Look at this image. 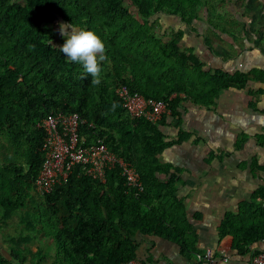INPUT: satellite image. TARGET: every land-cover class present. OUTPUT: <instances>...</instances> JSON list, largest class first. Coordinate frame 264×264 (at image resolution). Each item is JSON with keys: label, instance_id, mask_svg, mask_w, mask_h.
Here are the masks:
<instances>
[{"label": "trees", "instance_id": "16d2710c", "mask_svg": "<svg viewBox=\"0 0 264 264\" xmlns=\"http://www.w3.org/2000/svg\"><path fill=\"white\" fill-rule=\"evenodd\" d=\"M202 6H209L208 1L0 0V133L9 150L0 160V236L5 238L0 240V264H40L46 251L31 252L27 263L23 252L30 250L19 246L39 234L54 241L57 264H123L134 258L150 263L154 261L150 255H140L144 236L175 243L186 259L204 250L198 247L199 235L178 195L184 185L183 168L160 159L191 134L179 129L169 137L161 128L164 116L157 122L131 118L115 94V88L124 85L131 92L162 99L180 124L182 102L211 108L220 91L245 89L250 80L264 81L259 68L207 69L194 49L182 42L192 30L208 50L214 49L207 34L193 30V22L202 20ZM160 14L175 16L184 28L157 35L151 18ZM56 19L101 38L107 60L100 62V84H92L82 65L60 51L50 26ZM209 30L238 39V30L220 22L211 21ZM242 31L248 36L244 26ZM255 35L261 47L264 35ZM260 92L247 90L249 96ZM248 104L256 108L253 99ZM57 111L76 112L92 123L94 127L85 124L81 129L87 142L101 138L135 166L143 190L128 187L117 168L107 171L103 183L75 169L52 192L39 196L33 183L44 158V131L36 123ZM243 139L238 138L236 148ZM27 207L36 213L37 233L26 224ZM20 210L24 227L17 236L4 234ZM216 231L218 247L248 255L264 237V186L239 202L236 211L225 212ZM4 240L10 241L8 256L2 250Z\"/></svg>", "mask_w": 264, "mask_h": 264}, {"label": "crops", "instance_id": "0c3cea01", "mask_svg": "<svg viewBox=\"0 0 264 264\" xmlns=\"http://www.w3.org/2000/svg\"><path fill=\"white\" fill-rule=\"evenodd\" d=\"M240 33L236 34L240 38L234 40L230 34L219 32L215 40L211 39L212 51L208 50L200 36L195 35L194 40L199 38L201 41L196 49L192 48L207 69L247 72L259 68L264 71V51L255 43L256 35L253 32H249L248 36ZM249 89L261 92L249 96ZM252 99L256 108L248 104ZM263 110L264 81L250 80L245 89L220 91L211 108L200 107L190 101L182 102L180 124L172 119L169 111L161 115L165 117V125L161 128L169 137H174L179 129L191 134L187 141L168 148L160 157L162 162L183 168L180 175L184 185L178 195L184 199L189 214H199L194 226L199 235L198 247L202 250L207 246H220L216 230L223 214L236 211L239 202L248 200L258 186H264V169L261 168L264 167ZM242 136L244 139L236 148V141ZM207 229L214 231L207 234ZM144 237L147 240L141 244L140 255H150L154 260L146 264L187 260L179 254L175 243L152 236ZM254 246L262 248L264 243L258 242ZM230 251L232 257L228 263L216 258L212 264H239L242 259L247 264L248 255ZM238 258L241 260L238 261Z\"/></svg>", "mask_w": 264, "mask_h": 264}, {"label": "built area", "instance_id": "2783aa9c", "mask_svg": "<svg viewBox=\"0 0 264 264\" xmlns=\"http://www.w3.org/2000/svg\"><path fill=\"white\" fill-rule=\"evenodd\" d=\"M115 94L131 118L143 117L150 122H157L163 112L169 111L164 100L131 92L124 85H118ZM85 124L89 128L94 127L92 123L81 119L76 112L63 111L51 112L36 123L44 131V158L33 183L34 191L41 197L45 196L57 184L65 182L75 169L79 174L103 183L107 171L113 168L119 170L128 187L142 191L143 185L135 166L110 149L101 138L87 142L86 135L81 131ZM259 242L264 243V237ZM231 257L227 247L207 246L194 257L171 264H212L216 258L228 263ZM123 264L144 263L134 258ZM247 264H264V247L257 248L253 245Z\"/></svg>", "mask_w": 264, "mask_h": 264}, {"label": "rangeland", "instance_id": "374dc122", "mask_svg": "<svg viewBox=\"0 0 264 264\" xmlns=\"http://www.w3.org/2000/svg\"><path fill=\"white\" fill-rule=\"evenodd\" d=\"M209 6V10H207L206 6H202L199 10V15L202 17V20H198L193 22V30H199L200 32H204L207 34V36L213 40L217 38L218 35H215L210 32V24L212 22H220L222 26L227 25L229 28L236 29L238 31H235V33L238 35H241L240 32H243V26L245 27L246 31H249L250 33L253 32L254 34L257 33L258 35H264V0H207ZM210 4L213 5V8L210 7ZM153 30L157 35L165 34L171 30H176L178 27L184 28V25H181V23L178 21V18L175 16H171L168 14H160L157 16H153ZM58 22H60L59 19H56L50 26L53 29V32L55 34V40L54 42L57 45H61L64 43V38L59 34L58 32ZM240 31V32H239ZM191 35V38L189 35ZM197 35L192 30H187V33H185L183 37V43L186 46H191L195 48V46L200 42L201 40L198 38L197 40H194V37ZM240 38V37H236ZM196 39V38H195ZM242 39V38H241ZM238 40V39H237ZM194 43V44H193ZM214 46H216L214 44ZM264 50V46H261ZM196 49V48H195ZM9 150L7 148V141L3 134L0 133V160L3 161V156L5 154H8ZM161 159V157H160ZM26 210H28V213H26V224L29 226L30 231H33L34 233L38 230H35V228H38V226L35 223L36 213L34 210H31L30 207H27ZM23 212V210H20L12 219L9 221V225L5 229L2 230L4 234L9 233L10 235L16 236L19 234L20 227H24V223L20 221V218L22 215L20 213ZM188 216L192 218L193 224L194 221H197L199 219L198 217H195L194 214H189ZM197 230V229H196ZM200 232H203V229H199ZM207 234H210L213 229L206 230ZM26 233V232H25ZM32 235L33 233H29ZM0 240L2 241L5 239L3 236H0ZM147 237H141V244L146 243ZM140 240V238H138ZM2 246V250L4 253L8 256V246L10 245V241L4 240ZM223 244V243H222ZM27 246L30 252L27 253V251H24L23 253L27 257V263L30 262L31 258V252L37 250L38 248H42L46 251L47 255H43L40 257V264H57V258L52 254L56 252V245L54 244V241L51 237L43 234H39L37 236H34V238H31L28 241H22L19 243V246L21 248H24V246ZM215 247V245H214ZM229 253L231 251L229 250ZM19 258H21V255L18 253ZM243 258V257H242ZM241 258H238V261H240ZM239 264H245V261L242 259Z\"/></svg>", "mask_w": 264, "mask_h": 264}, {"label": "clouds", "instance_id": "9594fccd", "mask_svg": "<svg viewBox=\"0 0 264 264\" xmlns=\"http://www.w3.org/2000/svg\"><path fill=\"white\" fill-rule=\"evenodd\" d=\"M58 32L64 38V43L59 46L60 51L70 62L82 65L83 72L92 77V84H100V62L107 60L101 38L95 32L77 29L71 23L58 22ZM85 77L81 76L82 79Z\"/></svg>", "mask_w": 264, "mask_h": 264}]
</instances>
